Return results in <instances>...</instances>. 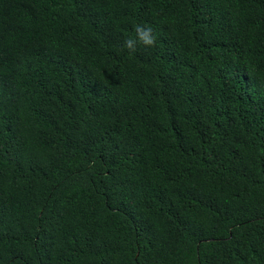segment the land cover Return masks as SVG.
<instances>
[{
	"label": "trees",
	"instance_id": "16d2710c",
	"mask_svg": "<svg viewBox=\"0 0 264 264\" xmlns=\"http://www.w3.org/2000/svg\"><path fill=\"white\" fill-rule=\"evenodd\" d=\"M0 264H264V0H0Z\"/></svg>",
	"mask_w": 264,
	"mask_h": 264
},
{
	"label": "clouds",
	"instance_id": "9594fccd",
	"mask_svg": "<svg viewBox=\"0 0 264 264\" xmlns=\"http://www.w3.org/2000/svg\"><path fill=\"white\" fill-rule=\"evenodd\" d=\"M135 33V37H130L123 41L122 50H125L131 54L137 51L138 44L145 47H152L156 42V36L149 27L137 25L135 28Z\"/></svg>",
	"mask_w": 264,
	"mask_h": 264
}]
</instances>
